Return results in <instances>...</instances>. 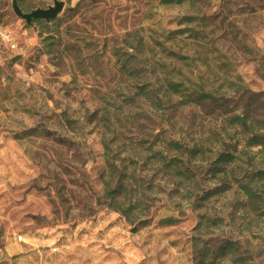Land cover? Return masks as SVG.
I'll return each instance as SVG.
<instances>
[{
  "label": "rangeland",
  "instance_id": "obj_1",
  "mask_svg": "<svg viewBox=\"0 0 264 264\" xmlns=\"http://www.w3.org/2000/svg\"><path fill=\"white\" fill-rule=\"evenodd\" d=\"M17 1L25 14L65 6L28 25L0 0V264H264V150L223 131L241 105L264 126V0ZM167 80L229 107L136 96ZM219 136L242 152L228 175L193 161L183 180L153 157L185 160L175 141L214 160ZM109 165L130 221L106 202Z\"/></svg>",
  "mask_w": 264,
  "mask_h": 264
},
{
  "label": "trees",
  "instance_id": "obj_2",
  "mask_svg": "<svg viewBox=\"0 0 264 264\" xmlns=\"http://www.w3.org/2000/svg\"><path fill=\"white\" fill-rule=\"evenodd\" d=\"M193 0H161L162 5H183L187 2H192ZM196 18H189L187 22L194 23ZM190 32L189 30L183 29L179 31L178 34H185ZM175 57L178 61H184L185 59L176 54H170ZM130 62L128 59L125 60V64L122 69H126V63ZM136 96L142 98L144 101L151 104L154 108H160V102L163 99L171 100L172 97L176 98L177 106H212L217 107L220 110H227L229 105L226 99L215 95L213 92L206 91L202 86L195 85L194 87L188 86L185 82L179 81H165L160 87H154L149 85H143L137 88ZM229 115L226 119L224 125V130L227 128L232 130H240L242 133L249 135L247 144L250 147L260 146L264 150V126H260L259 122L250 117V112L248 109L241 105V107H236L235 110L225 112V115ZM67 122L69 120L67 119ZM31 133L38 137H49L50 133L45 131L33 130ZM227 135L226 131L224 132ZM228 136V135H227ZM216 143L221 144V150L215 155V159H208L206 147L195 145L190 147L188 145H182L175 141L169 142L167 147L169 150L179 154L185 160L172 158H165L160 152L153 154V157L158 159L159 162L166 170H172L177 176L183 180L190 179V170L188 165L193 161L201 162H211V171L219 174H226L227 166L238 160L235 154L239 156L242 152H239L236 148L234 152L230 151V147L226 145L224 139H220V136L215 138ZM226 147V148H225ZM110 174L113 176V182L105 183V199L108 203L109 208L119 212L125 219L131 220V212L136 209L134 205H129L126 209L123 207L122 199L124 198L128 202L130 201V191H128L125 183L118 177L115 179L116 167L114 165H109ZM256 176L263 177L264 171H257ZM245 190L246 198L250 201L256 198V195L252 192L249 187L243 188Z\"/></svg>",
  "mask_w": 264,
  "mask_h": 264
},
{
  "label": "water",
  "instance_id": "obj_3",
  "mask_svg": "<svg viewBox=\"0 0 264 264\" xmlns=\"http://www.w3.org/2000/svg\"><path fill=\"white\" fill-rule=\"evenodd\" d=\"M65 6L64 2L55 1L53 6L48 9H37L31 13L25 14L18 5L17 0H13V10L14 13L23 20L26 21L28 25H31L33 21L44 20L50 22L51 20L58 17V15L63 11Z\"/></svg>",
  "mask_w": 264,
  "mask_h": 264
},
{
  "label": "built area",
  "instance_id": "obj_4",
  "mask_svg": "<svg viewBox=\"0 0 264 264\" xmlns=\"http://www.w3.org/2000/svg\"><path fill=\"white\" fill-rule=\"evenodd\" d=\"M21 239H22V238H21ZM52 251H53V252H57V247H54Z\"/></svg>",
  "mask_w": 264,
  "mask_h": 264
}]
</instances>
